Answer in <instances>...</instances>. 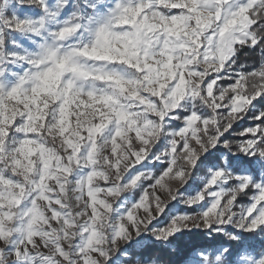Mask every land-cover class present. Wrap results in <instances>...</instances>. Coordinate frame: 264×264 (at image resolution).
<instances>
[{"label":"clouds","instance_id":"clouds-1","mask_svg":"<svg viewBox=\"0 0 264 264\" xmlns=\"http://www.w3.org/2000/svg\"><path fill=\"white\" fill-rule=\"evenodd\" d=\"M0 264H264V0H0Z\"/></svg>","mask_w":264,"mask_h":264}]
</instances>
